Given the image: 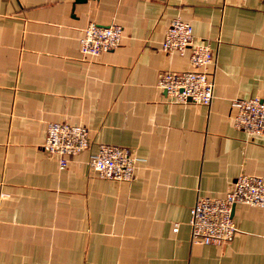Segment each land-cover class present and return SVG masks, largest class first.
Instances as JSON below:
<instances>
[{
  "label": "crops",
  "instance_id": "0c3cea01",
  "mask_svg": "<svg viewBox=\"0 0 264 264\" xmlns=\"http://www.w3.org/2000/svg\"><path fill=\"white\" fill-rule=\"evenodd\" d=\"M174 19L215 53L208 107L157 88L191 70L161 49ZM90 23L121 26L120 45L84 59ZM263 95L264 0H0V264H264V209L236 205L220 247L189 226L198 197L264 177V138L234 129L230 106ZM49 123L89 134L64 170L43 150ZM101 144L131 151L132 181L90 169Z\"/></svg>",
  "mask_w": 264,
  "mask_h": 264
},
{
  "label": "built area",
  "instance_id": "2783aa9c",
  "mask_svg": "<svg viewBox=\"0 0 264 264\" xmlns=\"http://www.w3.org/2000/svg\"><path fill=\"white\" fill-rule=\"evenodd\" d=\"M123 29L117 24L99 26L88 24L79 40V52L84 59L96 58L116 49ZM165 53L183 55L189 52L191 70L182 73L161 72L157 88L176 103L210 106L214 99V75L208 67L215 65V53L208 42L195 39L192 26L180 19L171 21L162 42ZM234 129L252 137L264 138V95L249 100L232 101ZM85 127L66 123H49L43 150L64 170L70 159L90 149ZM137 159L124 147L101 144L89 157L88 165L97 177L117 182L134 178ZM236 205L264 209V177L238 176L223 198L198 197L190 210V242L193 245L224 246L236 234L232 212ZM177 232V225L174 227Z\"/></svg>",
  "mask_w": 264,
  "mask_h": 264
}]
</instances>
